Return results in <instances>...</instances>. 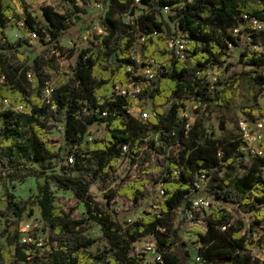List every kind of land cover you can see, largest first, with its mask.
I'll return each instance as SVG.
<instances>
[{"label": "trees", "instance_id": "16d2710c", "mask_svg": "<svg viewBox=\"0 0 264 264\" xmlns=\"http://www.w3.org/2000/svg\"><path fill=\"white\" fill-rule=\"evenodd\" d=\"M65 1L69 9L63 12L44 8L42 23L27 0H0V36L8 27L23 23L48 53L59 50L71 25L88 14L92 2ZM103 1L93 44L78 53L72 77L54 88L50 98L45 96L49 80L43 64L30 65L21 55L22 63L16 65L5 57L27 41L0 43V78L5 77L0 84V179L37 180L36 196L15 202L9 195L8 206L22 218L33 216L37 204L44 235L42 246L33 234L35 241L29 245L15 247L11 241L7 248L1 247L0 264H143L144 254L134 245L148 236L157 241L162 254V262L156 264H190L191 252L180 232L188 221L199 175L208 178L205 194L213 206L218 205L205 216L206 227L195 229L199 264H259L253 251L264 236V144H259L262 155L244 164L249 142L243 137L203 136L180 114L186 108L184 101L229 108L232 89L242 78L264 87V75L256 70L264 68V54L245 46L248 38L252 46H260V37L250 25L264 23V0H141V5L135 0ZM165 8L168 20L188 41L183 56L170 48L174 36ZM139 38L144 40L143 55L154 73L152 80L137 75L141 66L132 51ZM233 47L242 48L239 63L255 70L236 73L217 89L206 71L228 65ZM134 87L140 92L130 94ZM135 98L151 101L154 115L147 121L131 116ZM17 107L23 111L13 109ZM261 116L264 119V109ZM95 124L105 126L104 136L93 137ZM56 128L63 134L61 146L50 140ZM150 133H159L158 140L146 142ZM145 147L165 159L156 182L157 192H164L155 202L159 213L148 212L141 221L124 225L116 217V198L141 205L148 198L149 181L144 175H118V164L123 157L135 164ZM237 166L242 175H236ZM177 169L179 176L174 174ZM100 184L114 187L105 203L93 194ZM53 187L73 193L87 217L75 219L58 205ZM180 216L183 221L177 224ZM88 222L101 227L108 246L103 255H95L91 248L96 241L83 236ZM259 231L262 237L256 241ZM260 246L264 249V243Z\"/></svg>", "mask_w": 264, "mask_h": 264}, {"label": "rangeland", "instance_id": "374dc122", "mask_svg": "<svg viewBox=\"0 0 264 264\" xmlns=\"http://www.w3.org/2000/svg\"><path fill=\"white\" fill-rule=\"evenodd\" d=\"M31 5L33 16L37 21L45 23L43 9L51 6L57 11L63 12V9H69L68 2L65 0H27ZM192 1V0H183ZM91 5L88 7V14L83 15L82 19L71 25L69 33L62 39L61 48L57 51L48 53L47 48L41 44L39 37H35L29 33L24 25H17L8 27L5 30L4 35L0 36V43H5L4 40L9 43H16L20 40H26L24 46L19 48L18 51L11 50L6 52V58L13 64H21V55L28 58L29 64L33 65L35 61L43 64V72L47 75L49 80V86L51 88H57L62 81H69L72 77L73 70L77 65L78 53L93 44L94 35L99 31L98 23L96 22L99 14L102 11V7ZM107 9V7H106ZM168 12L165 11L166 20L169 23L171 34L176 38H179L181 31L177 25L170 22L167 18ZM75 20H73L74 23ZM252 31L260 37V46H252L250 44L251 38L246 40L245 46L249 47L252 51L260 52L264 54V23H252L250 25ZM144 40L139 38L133 48V56L141 66L137 72V75L145 77L146 65L149 62L144 58L143 47ZM170 48L172 49L171 45ZM242 48L233 47L231 50V58L228 65L222 67H216L214 69H208L207 79L214 87L220 89L227 82V80L234 76L236 73L242 71L255 70L250 67H243L239 63V56ZM257 73L264 75V68L256 69ZM35 76L32 75V81ZM137 106L143 111H147L151 116L154 115V109L150 100H136ZM185 111L181 112V118L188 121L190 126H197L200 134L203 136H211L215 133L217 138L226 137L228 139L243 137L240 122L246 121L253 134H256V124L262 118L261 111L264 109V87H260L254 83L250 78H242L237 85L232 89V100L229 108L218 107L215 104L206 106H197L190 101H184ZM171 103L165 106L168 109ZM91 130L94 138H99L105 135L106 129L104 125L95 124L91 126ZM28 131V127H26ZM264 139V138H263ZM52 143H56L57 146L63 144V134L60 128H56L50 135ZM264 144V140L261 142ZM254 148L257 147V143L252 142ZM173 155L177 153V150L172 151ZM254 155L250 149L246 150V158L244 164H249ZM165 159L162 155L158 154L154 150L144 149L139 160L133 165L127 164L122 161L118 165V175L126 176L128 173L133 178L136 176L144 175L149 181L148 185V198L141 204L135 205L125 198L117 197L116 208L118 214L116 217L124 225H129L135 221H141L145 218L148 212L152 211V208L156 201H158V187L156 184L158 177L161 175L164 169ZM236 175H242L243 170L237 166ZM150 170L148 175L144 173ZM112 187L109 189L106 184H100L93 190V194L99 201L106 202V195L112 193ZM56 194V202L58 205L64 208L68 213H72V217L75 219L86 218V209L82 203H80L71 192H66L56 187H53ZM38 194L37 180L34 177H28L25 181H9L6 179H0V248H7L9 242H13L14 246H18L21 243L23 233V223H30L41 220L40 209L37 204L33 206L34 215L28 216L24 214L22 218H17L14 215V211L8 206V196L12 195L15 202L21 200H28L29 198ZM215 204V203H214ZM216 205V204H215ZM215 205L213 208H215ZM218 206V205H216ZM209 212V211H208ZM183 221V217L180 216L177 219V224ZM200 227L193 226L189 221H185L181 227V237L191 252L190 264H199L195 261L196 252L194 247L199 240L195 229ZM83 236L92 240H95V244L91 248V251L95 255H103L104 251L108 249L107 243L103 238L101 227L94 223L88 222L83 227ZM39 237L44 239V235L40 232ZM262 237V231L255 235V240L258 241ZM152 236H148L140 241L139 247H142L146 243L151 242ZM261 243H264V236L262 240L256 245L253 255L259 264H264V249L261 248ZM14 255V251L12 252Z\"/></svg>", "mask_w": 264, "mask_h": 264}, {"label": "built area", "instance_id": "2783aa9c", "mask_svg": "<svg viewBox=\"0 0 264 264\" xmlns=\"http://www.w3.org/2000/svg\"><path fill=\"white\" fill-rule=\"evenodd\" d=\"M141 3H142L141 0H135V4L141 5ZM91 5H96V6L100 7L101 5H104V1L103 0H92L90 6ZM165 11L168 12L169 9L165 8ZM256 23H259V22H256ZM21 25H24V24L22 23ZM31 34H33L35 37H37V35L35 33H31ZM169 43H170L172 49L175 50L177 55L183 56V54L186 51L187 44H188V41L186 40V38H181V37L175 38L174 37L173 39L169 40ZM134 59H135V57H134ZM137 63H138V61H137ZM28 77H29V79H32V74L29 73ZM145 77H147L151 80L154 78L153 71L147 67L145 70ZM4 79H5V77L0 78V84L4 81ZM132 91L133 92H130V94H132L134 92L138 93V92H140V88L134 87V88H132ZM52 92H53V88H51L49 86L45 90V96L47 98H50L52 95ZM123 94L126 95L127 92L123 91ZM135 99L137 100L138 98H135ZM5 104H6V107H10L8 102H6ZM13 109L15 111H23V107H17V108H13ZM130 114H131V116H133L134 118H136L140 121H147L148 119H150L152 117L147 111H143V110L139 109L138 106H135L134 108H132L130 110ZM240 128H241V131L243 134V138L249 142V148H247V149H250L251 153L253 155H256V154L262 155V152L259 149V144L264 140L263 139L264 138V119H261L259 122H257L256 134L252 133L251 127L246 121L240 122ZM158 137H159V133H150V135L147 138H145V141L146 142H148L149 140L157 141ZM91 140H93V137L90 138V141ZM252 142L257 143L256 148H254L252 146ZM145 149H148V147H145ZM123 151H124V153H127L128 148L126 146L123 147ZM122 161H125L127 164L131 165L129 162V159L127 157H123L119 161V164ZM69 163L73 164V157H69ZM174 174L176 176H179L180 170L179 169L174 170ZM208 182H209V180L206 176L199 175V176H197V180L195 181V183L193 185V190H192L191 207H190V210L188 211V221L193 226H195L196 228L200 227L199 229L206 227V222L204 221V218L213 209L212 198L205 194V187L208 184ZM163 194H164V192L161 190L160 192H158V197L161 198V196H163ZM152 211L159 213V205L154 204ZM42 227H43L42 220H38L35 222H30V223H23V227H22L23 237H22L20 244L29 245V244L33 243L35 241L33 234H36L39 237V233L41 232ZM37 241H38L37 245L42 246L43 239H41L39 237L37 239ZM138 244H140V242L135 243L134 247H135L136 251H141L144 254L143 264H156V263L162 262V254L159 250L158 243L155 239H152L151 242L146 243L142 247H139ZM195 261L197 263H200L202 260L199 256H197L195 258Z\"/></svg>", "mask_w": 264, "mask_h": 264}]
</instances>
